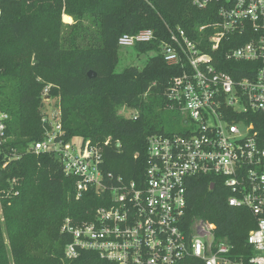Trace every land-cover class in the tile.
Returning a JSON list of instances; mask_svg holds the SVG:
<instances>
[{
  "label": "trees",
  "instance_id": "trees-1",
  "mask_svg": "<svg viewBox=\"0 0 264 264\" xmlns=\"http://www.w3.org/2000/svg\"><path fill=\"white\" fill-rule=\"evenodd\" d=\"M0 8V110L9 115L0 164L15 151L0 168V190L8 193L1 200L0 264H111L93 251L64 256L69 237L61 232L63 221H87L101 203L91 193L75 198V180L64 175L52 152L28 150L43 135L42 91L48 86V97L60 101L64 140L88 138L102 147L105 171L142 178L148 136L172 133L164 128L173 111L180 116L164 96L168 81L180 72L165 63L160 41L168 39L169 27H181L197 40V27L210 13L190 0H0ZM63 13L74 24L63 26ZM142 29H152L156 40L136 44L137 54H155L142 68L117 71L119 37ZM228 48L223 42L217 54ZM89 70L95 77L87 76ZM121 107L135 110L137 118L119 114ZM227 195L214 176L189 178L184 221L213 223L216 237L230 241L233 253L250 255L246 238L253 215L229 206Z\"/></svg>",
  "mask_w": 264,
  "mask_h": 264
},
{
  "label": "built area",
  "instance_id": "built-area-1",
  "mask_svg": "<svg viewBox=\"0 0 264 264\" xmlns=\"http://www.w3.org/2000/svg\"><path fill=\"white\" fill-rule=\"evenodd\" d=\"M190 2L210 13L197 27L199 38L169 27L168 39L159 44L165 63L180 72L168 81L164 96L179 112L183 129L148 136L142 178L105 171L101 146L82 136L64 140L60 108L41 111L43 135L28 150L52 152L64 175L75 180V198L91 193L101 203L87 221H63L67 259L87 250L111 264H264V0ZM154 40L152 29H142L122 34L118 46ZM223 42L229 48L219 56ZM47 91L48 86L42 99H48ZM127 109L125 117L136 119L137 112ZM8 120L0 110V155ZM12 151L0 168L15 158ZM196 176H214L227 191V204L253 215L246 238L250 255L233 253L209 221L185 223L187 181ZM7 194L0 190V215Z\"/></svg>",
  "mask_w": 264,
  "mask_h": 264
},
{
  "label": "rangeland",
  "instance_id": "rangeland-1",
  "mask_svg": "<svg viewBox=\"0 0 264 264\" xmlns=\"http://www.w3.org/2000/svg\"><path fill=\"white\" fill-rule=\"evenodd\" d=\"M61 20L63 26L67 27L69 25L74 24L75 20L71 15L67 13H63L61 15ZM155 52L149 51L143 54H137V51L134 47H122L119 49V62L117 64L116 70L121 71L124 67L129 65H134L139 68H142L146 62V60L154 55ZM43 93V91H42ZM48 99H42L41 111L51 113L55 110V108H60V101L55 98L47 97ZM130 110L127 107H121L118 110V113L123 115H129ZM179 115V112H178ZM168 132H179L183 129L181 124V117L177 116V113L173 111L172 118L169 119L168 124L164 128Z\"/></svg>",
  "mask_w": 264,
  "mask_h": 264
},
{
  "label": "water",
  "instance_id": "water-1",
  "mask_svg": "<svg viewBox=\"0 0 264 264\" xmlns=\"http://www.w3.org/2000/svg\"><path fill=\"white\" fill-rule=\"evenodd\" d=\"M87 76H88L89 78L95 77V73H94L93 71L89 70V71L87 72ZM210 189H213V185H212V184L210 185Z\"/></svg>",
  "mask_w": 264,
  "mask_h": 264
}]
</instances>
